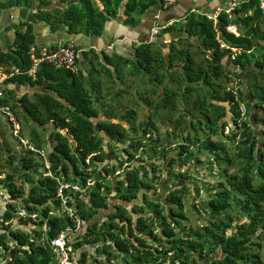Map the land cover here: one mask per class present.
Returning a JSON list of instances; mask_svg holds the SVG:
<instances>
[{
	"label": "trees",
	"instance_id": "1",
	"mask_svg": "<svg viewBox=\"0 0 264 264\" xmlns=\"http://www.w3.org/2000/svg\"><path fill=\"white\" fill-rule=\"evenodd\" d=\"M58 1L62 5L49 7L51 0H4L0 1V8L31 7L35 19L46 23L50 31L65 26L68 33L100 35L109 15L117 14L119 5L124 6L123 22L135 26L145 10L160 0ZM218 15L214 26L205 14L188 9L162 26L156 39L132 45L127 54L116 50H81V56L90 60L86 73L81 68L55 67L42 60L28 74L32 64L30 48L35 47L36 55L41 53L33 24L28 20L19 24L12 43L0 51V66L12 72L5 78L9 85L2 89L0 105L8 106L25 123L31 142L46 147L54 175L85 181L92 171L83 172L87 167L84 159L91 155L93 160H106L101 170L93 171L100 179L104 176L102 170L107 173L116 167L108 157H113V149L119 145L124 154L117 164L130 162L124 174L115 176L113 181H96L87 199L75 202L83 221L72 241L79 264H118L121 252L125 254L122 264H264L259 253L260 248L264 251V54L256 55L253 51L264 40V15L259 0H238L231 15ZM229 24L236 25L237 35L226 29ZM176 32L180 34L174 35ZM165 33L172 37L162 47L159 38ZM218 38L239 50L234 58L230 49L220 47ZM206 50H210L211 56L206 55ZM165 51L173 64L169 70L163 68ZM197 51L202 54L200 57L195 56ZM226 55L228 62H223ZM97 65L109 77L105 88L96 78ZM235 65L241 72L253 65L245 72L243 82L240 79L237 99L224 85L227 73L240 78L233 69ZM124 67L132 74L148 76L155 87L154 94L162 91L147 102L153 111L171 114V123L180 129L172 148L160 147L156 127H143L144 143L129 137L132 128L112 119L115 116L110 105L103 108L105 115L101 116L95 103L103 104L101 91L112 87V74ZM15 84L26 86L25 91L19 94ZM42 87L44 90H40ZM177 102L183 108L174 115ZM240 102L246 107L247 117L238 124ZM122 117L133 121L135 113L128 109ZM226 124L230 126L228 132L223 130ZM197 128H204L202 135L195 131ZM46 129L47 134L43 135ZM104 139L114 142L109 153L103 149ZM48 143H52L51 149ZM145 144L147 156L138 157L136 151ZM20 148L10 151L0 139V172L5 174L1 182L7 195L15 200L7 207L23 205L39 216L34 221L35 228L0 229V263L57 264L50 238L72 224V220L54 213L59 205L56 179L42 175L41 160ZM202 151L211 154L205 161L206 167L211 172L213 165H217L218 179L202 182L205 209L200 207L198 212H206L207 222L197 227L184 226L181 222L186 219L185 185L171 188L166 194L171 217L164 211V204L152 199L145 190L154 189L159 173L167 172L175 180L186 177V171L173 166L192 160L201 163ZM163 159L166 172L159 168V160ZM101 186L104 191H100ZM139 191H143L141 202ZM9 214L6 210L1 216ZM44 221L46 229L42 228ZM218 250L222 254L214 256Z\"/></svg>",
	"mask_w": 264,
	"mask_h": 264
},
{
	"label": "rangeland",
	"instance_id": "2",
	"mask_svg": "<svg viewBox=\"0 0 264 264\" xmlns=\"http://www.w3.org/2000/svg\"><path fill=\"white\" fill-rule=\"evenodd\" d=\"M35 2V0H33ZM97 3V2H96ZM179 35V34H178ZM170 41V38H160L159 42H165L168 43ZM160 46L164 47L163 44H159ZM154 47V46H153ZM192 49L196 50L195 47H193ZM165 54L168 55V53L163 52L164 58H165ZM202 54L200 52H196L195 56L196 57H200ZM206 55L211 56L210 54V50H206ZM224 60L227 59V56H225V58H223ZM94 61H96V59H93ZM230 63V62H229ZM173 66V64H171L170 62L165 63V65L163 66V68L165 67L166 70H169L171 67ZM76 68H80V65L77 64ZM89 67L88 65L85 67V69L87 70ZM242 73V72H241ZM95 75L97 79H100L101 85L103 86V88H105L106 84L108 83L107 80H109V77H107V75L105 74L104 68L100 67L97 65V70H95ZM245 75V74H244ZM112 76H114V83H112V87L108 88V90L103 89L101 91V93L104 95L103 96V102L107 101V103H103L101 104L100 102L95 103L100 111H101V116H104L105 114L102 112L103 108H105L106 105H110L111 106V111L113 113V115L115 116L114 120H119L120 122H124L126 123L125 126L132 128L131 132L128 134L129 137H135L137 139H140L142 143L146 142V138L142 135L143 134V127L150 126V127H156L157 128V133L158 136L160 138V143L163 147H173L174 143H176L179 139V137L176 136V134L180 133V129L179 128H175L174 125L171 123L170 119H171V114H169L168 112H166L165 110H155L153 111L152 107L149 106L147 100L148 99H152L155 98L156 96H158L159 94H162V91H160L157 94L153 93L154 90V85L151 81L148 80V76H142V75H135L130 73V71L128 70L127 67H124L120 70V72H116L115 74H112ZM242 82H243V78ZM164 82H166V79L164 80ZM224 85H226V82L224 83ZM120 88H125L126 91H122L119 90ZM118 92V93H116ZM105 98V99H104ZM183 106L180 104V102H177V107H176V111L174 112V115H177L179 110L182 109ZM128 109H132L135 113V119L133 121H128L125 118L122 117V115L128 110ZM197 112L194 111V115H192V118L195 120L197 114ZM191 118V116H190ZM0 121L3 124V126L1 125L0 127H2V129H4V137L6 138V145L8 146L10 151H15L17 148H15V145H19V140L17 137L13 136L9 130H8V123L6 121V119L2 116H0ZM21 122V121H20ZM130 122V123H129ZM21 125V129H20V134L29 139L28 135H27V130L28 127L25 125V123H20ZM154 125V126H153ZM193 129V128H190ZM48 129H46L45 131H43V135L47 134ZM195 131L199 134L202 135V133L204 132V128H197L195 129ZM260 131V130H258ZM257 131V132H258ZM212 137H216L215 134H212ZM113 143L112 141L103 140V149L104 151H109L111 150L113 147ZM52 144V143H50ZM260 146V143H258V147ZM120 145L118 146V148H114L113 149V157H108L110 163H115L117 165L118 160L120 159V157L122 156L123 150L119 148ZM43 148H46L45 146H43ZM148 145H142L137 151H136V155L138 157H144L147 156L148 152L147 149ZM172 151V150H171ZM199 157L202 159L201 163H197V161L192 160L191 162H189L188 164H182V163H177L173 166V168L176 170V166H180L181 168L179 169H183L184 171H186V177H188V179H190V181L185 180L184 178H179L177 180L172 179L168 176L167 172L160 174L159 173V178L157 180V182L154 184V189H146L145 193H147V195L151 196L152 199H154L155 201H160L161 203L164 204V211H167L168 216L171 217V213L170 212V207L169 204L166 202L165 197L167 194V191H169L171 188L174 187H180L182 185H185L187 187V192L185 193L184 197H183V211L186 215V219L182 220L181 224L184 226H191V227H197L200 224H204L207 222V214L206 212H202L201 211V215H199V208H203L205 209V195L206 192L204 191V188L202 186V182L203 181H210L213 182L215 180H217V174H215V172L218 171V167L217 165H213V169L210 172V170L207 169L206 167V163L205 161L208 160L211 157V154L208 152H199ZM160 167H164L166 162L163 159L162 161L159 160ZM167 170V169H166ZM211 175H210V173ZM218 173V172H217ZM167 174V175H166ZM167 176V178H166ZM177 181V182H176ZM195 186H194V182ZM198 205V206H197ZM233 214L236 215L237 217H239V220H241V216L236 212L233 211ZM159 225V224H157ZM87 248L89 249V247L87 246ZM259 253L261 255L262 260L264 261V251L262 248L259 249ZM222 254L221 250H218L216 254H214V256L216 255H220ZM123 255H125L123 252H121L118 255L117 258V263L118 264H122L123 263ZM129 258V257H127ZM2 259V257L0 256V260ZM2 264V263H0Z\"/></svg>",
	"mask_w": 264,
	"mask_h": 264
},
{
	"label": "built area",
	"instance_id": "3",
	"mask_svg": "<svg viewBox=\"0 0 264 264\" xmlns=\"http://www.w3.org/2000/svg\"><path fill=\"white\" fill-rule=\"evenodd\" d=\"M176 2V0H162V4L165 6L172 5ZM238 3V0H231L224 5L216 6L214 9L210 11H202L201 13L205 14L208 18L213 20L214 26L217 22V16L220 12L228 13V15L232 14L234 6ZM259 8L264 15V0H259ZM197 11V10H196ZM173 20L166 21L164 25L153 24L151 26V30L149 33V38L155 36L161 29L162 26L171 23ZM226 29L234 34H238L236 30V26L234 24H229L226 26ZM220 47L228 48L231 50L230 56L234 58L236 53L239 51L236 47L230 46L226 44L220 38ZM262 45V53L264 54V40L261 41ZM81 49L75 46L72 42L61 43L56 47H52L48 50L42 49L40 55L35 54V47L32 46L30 48V56L32 58L31 67L27 70L28 74H32L37 66V64L42 61H48L52 63L55 67H67L71 69H76L77 67V59L79 58ZM12 72L8 73L6 76L0 75V96L3 94L2 83L7 76H10ZM227 81L225 88L231 91L234 94L235 99H237V89L240 87V78L236 77L232 73H227ZM0 111L3 115L8 119L11 130L10 133L17 137L19 140V145L33 153L38 159L41 160V166L39 170L42 171V175L51 176L56 179L57 182V198L59 205L54 211V213L58 215H67L71 218L72 224H70L67 228L61 230L56 236L50 238V244L54 248L57 257V264H78L77 257L75 255V251L72 247V241L75 239L74 236L78 233V231L82 227V219L77 212L75 202L77 200H86L91 189L96 185V181H101V183L105 181H113L115 176L121 175L125 173V167L130 163L129 161H124L121 165H116L114 170H110L109 172L104 173L100 179L96 178L93 174V171L101 170L103 164L106 160H93L91 155L85 157L84 161L87 164V167L84 168L85 173L92 171V174L86 178L84 181L78 180H70L64 179L63 176L54 175L52 170V162L48 158V151L46 148L36 146L29 139L23 137L20 134V125L14 114V112L6 105H0ZM238 124L241 123L242 120L246 119V107L243 103H239L238 105ZM230 126L228 124L224 125V132H228ZM109 160V159H108ZM110 163V161H109ZM81 166L79 169L82 170ZM84 173V174H85ZM4 172H0V229L4 228H17V227H26L28 229L35 228V223L38 219V213L34 210H27L23 205H15L12 208L7 207V203H13L15 201L13 198H10L5 188L1 182L4 178ZM104 186L100 187V191H104ZM198 206V205H197ZM200 209V208H199ZM9 211L8 217H2L1 213L4 211ZM42 228L46 229V222L44 221L42 224ZM169 254L171 252H168Z\"/></svg>",
	"mask_w": 264,
	"mask_h": 264
},
{
	"label": "crops",
	"instance_id": "4",
	"mask_svg": "<svg viewBox=\"0 0 264 264\" xmlns=\"http://www.w3.org/2000/svg\"><path fill=\"white\" fill-rule=\"evenodd\" d=\"M0 1H4V0H0ZM51 1L52 4L49 7L62 5L58 0H51ZM229 1L231 0H176L174 4L168 6H165L163 4L160 7L159 4H157L155 6L148 7L145 10V12L141 15L140 22L135 26L125 24L123 22V18H125L126 15L123 12L122 14H118L117 12L115 16L113 15L109 16V19L105 23L104 30L100 35H91V34L89 35L83 32L68 33L66 32L65 26H61L57 31H50L46 23L35 19V17L33 16L34 9H32L31 7H26V6L4 7V8H0V51L6 50L7 47L12 43L15 36V30L19 27V24L24 20H28L32 24H35V26L33 25V30L36 36V41L39 47L41 48V50L42 49L48 50L52 47H56L58 44L61 43L72 42L75 46H77L81 50L93 48L95 50L104 49L107 53H111L112 50H116L117 52L127 54L128 50L131 49L132 45L145 41V39L149 37L151 26L153 24L165 23L166 21L171 20L172 16L179 17L188 9L197 10L199 12L210 11L214 9L216 6L224 5ZM97 5H99V7H102L100 1H97ZM123 11H124V6H123ZM178 34H180V32H176L174 35L178 36ZM162 37L171 38L172 34L165 33ZM163 43H164V47L168 44L165 42H159V44H163ZM253 51L255 52L256 55L260 54V52H262V45H257L256 47H254ZM78 60H79L78 64L80 65V68L86 73L85 67L87 65L88 67H90L89 58L87 57L85 58L81 56V54H79ZM224 61L228 62V56L227 59L225 60L223 59V62ZM252 66L253 65H251L250 67ZM250 67L246 69H249ZM6 69L7 68L5 66H0L1 76L4 77L8 73H10ZM233 69L235 71L239 70L237 65H235ZM238 72L241 75L240 78H243L244 80L246 77L244 75L245 74L244 70L242 71L243 73H241V71ZM112 77L114 78V76ZM6 85L9 84H7L4 79L2 83V88L5 87ZM15 89L19 92V94H21L22 92L25 91L26 86L20 87L19 84H15ZM40 90H44L43 87ZM244 90L247 94L249 93L246 87H244ZM103 103H107V101H104ZM0 116L6 119L9 127L8 130L10 132L11 125L8 119L6 118L5 115L1 113V111H0ZM16 118L20 125L21 120L17 116ZM1 125L3 126V124L0 121V126ZM4 132H5L4 129L0 127V139H3V141L6 142V138L4 137L5 136ZM17 147L21 149L20 148L21 146L18 144L15 145V148Z\"/></svg>",
	"mask_w": 264,
	"mask_h": 264
},
{
	"label": "water",
	"instance_id": "5",
	"mask_svg": "<svg viewBox=\"0 0 264 264\" xmlns=\"http://www.w3.org/2000/svg\"><path fill=\"white\" fill-rule=\"evenodd\" d=\"M158 4H159L160 7L163 5L161 0L158 2ZM122 12H123V4L119 5L118 14H122ZM109 16H111V15H109ZM171 19H172V20H175V19H177V17L172 16ZM33 25L35 26V24H33ZM154 37H155V36H153L152 38L147 37V38L145 39V41H151L152 39H156V38H154ZM163 45H164V43H163ZM165 60L167 61V63L170 62V60H169V56L166 55V54H165ZM246 71H247V69H244V72H246ZM61 99L64 101L63 98H61ZM252 116H253V112L251 113V117H252ZM123 124L126 125V123H124V122H123ZM51 129H52V125H51ZM258 133L261 134V133H262V130L258 131ZM47 145H48V147L51 149L50 144L48 143ZM142 198H143V191H139V194H138V201L141 202V201H142ZM150 213H151V212H150ZM155 217H156V221H158L157 214H155ZM158 224H159V226H160V223H158Z\"/></svg>",
	"mask_w": 264,
	"mask_h": 264
},
{
	"label": "flooded vegetation",
	"instance_id": "6",
	"mask_svg": "<svg viewBox=\"0 0 264 264\" xmlns=\"http://www.w3.org/2000/svg\"><path fill=\"white\" fill-rule=\"evenodd\" d=\"M126 127H127V126H126ZM146 135H148V133H147ZM160 147H162V148H166V147H163L162 145H161ZM120 149H121V148H120ZM108 153H109V152H108ZM178 165H179V164H178ZM178 165L176 166V168H177V169H178V168H181V167L178 166ZM181 170H183V169H181ZM163 171L166 172V171H165V168H163ZM181 178H184L185 180L190 181V179H188V177H181ZM178 179H179V178H178ZM176 182H177V181H176ZM195 183H196V181L194 182V186H195ZM167 193H168V191H167ZM205 196H206V195H205ZM142 200H143V198H142ZM165 200H166V197H165ZM156 223L158 224V223H160V222H156Z\"/></svg>",
	"mask_w": 264,
	"mask_h": 264
},
{
	"label": "bare ground",
	"instance_id": "7",
	"mask_svg": "<svg viewBox=\"0 0 264 264\" xmlns=\"http://www.w3.org/2000/svg\"><path fill=\"white\" fill-rule=\"evenodd\" d=\"M165 8H166V7H165ZM218 16H219V15H218ZM160 30H161V29H160ZM36 49H37V48H36ZM39 54H40V53H39ZM14 72H15V71H14ZM240 79H241V78H240ZM239 88H240V87H239ZM239 88H238V89H239ZM238 89H237V90H238ZM238 100H239V99H238ZM189 120H190V119H189ZM20 127H21V126H20ZM108 164H109V163H108ZM118 165H119V164H118ZM128 165H129V164H128ZM129 166H130V165H129ZM128 169H129V168H128ZM126 171H127V170H126ZM77 201H78V200H77ZM77 201H76V203H77ZM76 203H75V204H76ZM38 216H39V215H38ZM38 221H39V220H38ZM78 264H79V262H78Z\"/></svg>",
	"mask_w": 264,
	"mask_h": 264
}]
</instances>
